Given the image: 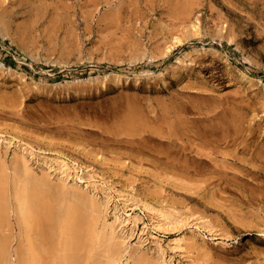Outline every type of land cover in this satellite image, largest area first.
<instances>
[{
    "label": "rangeland",
    "instance_id": "1",
    "mask_svg": "<svg viewBox=\"0 0 264 264\" xmlns=\"http://www.w3.org/2000/svg\"><path fill=\"white\" fill-rule=\"evenodd\" d=\"M0 143L7 163L31 150L39 176L64 160L96 192L56 171L52 197L100 199L102 221L109 194L164 249L108 209L114 238L82 226V264H264V0H0Z\"/></svg>",
    "mask_w": 264,
    "mask_h": 264
},
{
    "label": "bare ground",
    "instance_id": "2",
    "mask_svg": "<svg viewBox=\"0 0 264 264\" xmlns=\"http://www.w3.org/2000/svg\"><path fill=\"white\" fill-rule=\"evenodd\" d=\"M4 145L8 149L10 142H4ZM181 150L183 151V149ZM33 156L34 153L31 150L22 148L20 149L19 162L15 156L9 163H7L8 160L7 162L0 160V180L1 178L5 179L6 184L10 185L11 183L12 188V201L10 199L5 201L4 207L6 213L10 217H14L15 229L17 228L11 237V240L17 243L14 250L9 249L10 245L8 246L6 243L5 246H0V264H58L60 258L62 261L66 260V254L69 255L72 264H82L81 251L86 231H89L92 238H96L99 235L98 231L108 229L107 243L110 244L115 234L112 225L115 221L119 222V231L124 238L135 237L142 246L149 237L160 253L164 251L158 238L151 232L147 233L146 226L138 228L137 218H132L130 214H124L117 205L109 207L111 206L109 204L112 203L109 194H105V200H101L105 208L102 221L99 220L101 215L100 199H92L84 194L77 195L69 191H64L59 197H52L48 190L50 188L48 178L51 180V172L57 171V175L54 174L52 179L56 178L64 188L74 186L84 192H96V185L89 184L81 180L80 177H71L70 168L62 159L56 160L54 167L47 166L45 173L39 176L33 166L29 164ZM93 195L96 194L93 193ZM10 196L11 192L8 194V197ZM108 209L112 210L113 222H109L105 218ZM145 209L149 208L145 206ZM2 217L0 213V224L5 222ZM41 217L47 223L48 233L36 237L34 230L42 219ZM95 217L99 218L95 219ZM82 226H85V234L82 232ZM64 230L69 235L63 239L61 234ZM145 235L147 236L144 237ZM181 241V237L174 238L168 247L172 250L177 249L180 247ZM127 243L128 241L125 243L126 247H129ZM58 252L62 256L57 255ZM115 262H117L115 259H111L109 264ZM119 262L115 264H124L122 261Z\"/></svg>",
    "mask_w": 264,
    "mask_h": 264
}]
</instances>
